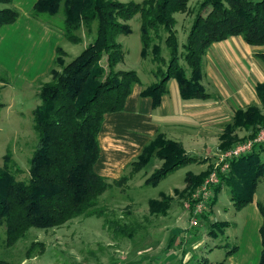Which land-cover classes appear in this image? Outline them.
Instances as JSON below:
<instances>
[{
  "label": "trees",
  "instance_id": "trees-1",
  "mask_svg": "<svg viewBox=\"0 0 264 264\" xmlns=\"http://www.w3.org/2000/svg\"><path fill=\"white\" fill-rule=\"evenodd\" d=\"M197 13L180 44L175 26L176 14L188 12L190 0H36L30 14L64 15V38L80 42L77 33L84 29L96 32L94 40L71 61H66L63 47L56 48L50 80L39 87V105L33 110L36 144L29 159L27 176L18 179V167L7 151L0 167V226H5L4 244L14 247L27 237L32 228L61 227L78 217H105L98 206V198L112 184L95 170L100 158L99 134L105 116L124 109L133 86L141 83L134 70H119L125 51L119 42L122 35L133 29L130 23L136 15L140 19L141 57L151 59L157 80L142 84L141 95L150 97L153 107L160 105L168 92V81L177 80L183 99L207 100L214 96L202 83L208 48L213 42L232 36H242L252 46H264V0H197ZM12 0H0V28L15 22L19 11L11 6ZM264 61V51L256 52ZM106 59V64L103 60ZM189 70V72H188ZM256 93L264 104V83H258ZM264 128V108L249 105L237 109L232 121L225 124L220 136L219 149L227 150L236 144L253 139ZM245 131L242 136L239 131ZM251 154L231 161L230 170L221 175L214 186L212 204L224 187L229 190L234 207L243 208L253 201L260 179L264 176V142ZM154 159L161 161L159 168L146 178L145 183L156 185L181 164L191 162L181 142L158 133L129 165L128 175L114 184L121 185ZM211 169L187 175V190L200 188ZM171 197L150 200L152 213L164 215ZM263 216L259 232L262 242L258 264H264V204L258 202ZM106 222L108 221L105 218ZM107 223H114L109 221ZM226 222L213 226L223 230ZM215 232V230H214ZM32 242L26 257H32L37 248ZM227 252V255L234 252ZM224 261L218 264H223ZM0 264H20L0 258Z\"/></svg>",
  "mask_w": 264,
  "mask_h": 264
},
{
  "label": "rangeland",
  "instance_id": "rangeland-1",
  "mask_svg": "<svg viewBox=\"0 0 264 264\" xmlns=\"http://www.w3.org/2000/svg\"><path fill=\"white\" fill-rule=\"evenodd\" d=\"M198 2L190 0L191 9L186 13L176 14L178 23L175 29L180 42L186 40L188 30L198 10ZM32 7L28 14L32 11ZM41 16L31 17L40 24L53 26L62 32L64 27L62 12L55 16ZM139 18V15H136L128 22L132 26V33L119 38V42L124 47L125 57L118 63L117 69L136 71L141 82L148 85L157 80L153 73L156 66L151 59L141 57L142 42L141 33H139ZM77 34L80 35L79 43H72L64 38L59 44L67 53L66 61H71L80 54L96 36V32L90 34L86 29ZM62 35L64 36L63 33ZM260 51H264V49ZM259 60L264 65V61ZM106 61L104 59L103 64H106ZM205 69L206 65L204 64V72H206ZM34 80L20 86L23 80L19 81L15 76V69L10 70V73L0 69V167L4 164L3 157L6 152L10 151L9 153L16 164L12 169L16 170L18 167L22 170V172L17 171L18 179L27 176L29 159L33 155L37 138L36 132L33 130V110L40 103L38 89L43 82L50 80V76L47 72L42 76L38 75ZM207 80L206 76L204 81L207 82ZM252 105L264 108V104L259 98L257 101H253ZM243 134L245 131L240 135ZM189 155L192 158L191 162L181 164L156 185L147 184L145 180L155 169L160 167L161 161L157 159H154L140 172L129 174L126 183L117 185L112 182L98 198V206L105 212V217H78L61 227L47 230L32 228L26 238L21 239L11 248H7L4 244L5 226L1 225L0 258L20 264H218L222 261L225 264L229 260L227 252L233 250L234 247L237 249L241 238L243 247L249 241L260 245L259 230L256 232L254 225L251 224L255 222H253V218H249L250 215L247 217V209L246 212L243 210L235 218L234 214L237 210L234 208L227 187L222 188L211 219L231 221L230 226L223 230L215 228L216 234L212 232L207 219L201 218L210 208L211 197L206 201L202 197H196L197 189L188 198V192L185 191L187 175L192 172H200L203 167L199 156H195L193 153ZM217 158L214 157L212 162H216ZM262 158L264 159V154H262ZM129 171L130 168L124 175H128ZM175 188L180 190V194H187L180 196L179 191H177L178 195L174 194L179 201L175 208L184 207L187 211L189 205L187 199H190V212L198 203L206 204L197 226L189 225L190 219L193 217L192 212L188 215L186 211H183L180 219L181 224L178 225L172 224L171 216L164 218L161 214L152 213L150 200L161 199L165 191L171 194ZM208 189L212 196L213 191ZM258 202L264 204V176L260 179L256 198L253 201V205L261 214ZM105 218H107V222L114 223H107ZM246 221L248 225L243 237L242 232ZM234 222L238 225L235 226ZM183 226L187 227V231H181ZM179 237H184L187 240L180 243ZM173 238L174 241L169 245L168 243ZM33 241L38 242L44 251L40 252L41 248L38 247L32 253V257L25 258L26 249Z\"/></svg>",
  "mask_w": 264,
  "mask_h": 264
},
{
  "label": "crops",
  "instance_id": "crops-1",
  "mask_svg": "<svg viewBox=\"0 0 264 264\" xmlns=\"http://www.w3.org/2000/svg\"><path fill=\"white\" fill-rule=\"evenodd\" d=\"M35 2L36 0H12L11 6L19 11V17L13 24H5L0 28V69L7 73L15 69V76L19 81L23 80L20 86L31 83L38 75L42 76L48 72L54 61L56 48L64 40L60 30L40 24L28 14ZM262 49L264 46L247 44L242 36H232L226 40L213 42L205 57L206 72L202 78L206 90L214 96L207 100L183 99L177 80L171 78L167 84L168 92L162 96L160 105L154 108L152 99L141 95L143 83L135 84L124 109L105 116L99 134L101 155L95 166L96 172L109 182L120 179L129 165L159 132L167 138L181 142L188 155L193 153L199 156L203 167L200 172L192 174L199 175L208 169L212 172L215 165V162H212L213 158L229 150L219 149L221 144L219 135L222 134L225 124L232 121L237 109L252 105V102L259 98L256 86L258 83H264V65L256 56V52ZM206 76L207 82L204 81ZM241 132L243 133V130L239 131V134ZM172 191L171 194L166 191L163 193L171 197V202L162 216L164 218L171 216L172 224L178 225L181 224L182 213L186 210L184 207L175 208L179 201L174 194L178 195L177 191L180 196L187 194H180L178 188ZM185 191L188 192V198L195 192L187 189ZM220 193L221 191L218 193L217 202L212 204L211 200L209 210L201 217L207 219L214 234L217 233L213 226L215 222H226L228 223L226 227L230 226L231 222L211 219ZM212 197L213 194L210 199ZM255 198L256 193L253 201ZM188 200L186 212L190 215L192 211L190 212V199ZM253 201L243 208L234 207L237 210L234 216L238 217L239 213L243 210L246 212L247 209V217L250 215L249 218H253L255 223L251 224L257 232L262 225L263 217L253 205ZM234 224L238 225L236 222ZM189 225L195 227L190 222ZM247 225L246 221L243 237ZM186 229L187 227L183 226L181 231H187ZM179 238L180 243L187 240L184 237ZM170 241L169 245L174 238ZM261 250V236L260 245L249 241L245 247L241 238L237 249L228 255L229 260L225 264H258Z\"/></svg>",
  "mask_w": 264,
  "mask_h": 264
},
{
  "label": "built area",
  "instance_id": "built-area-1",
  "mask_svg": "<svg viewBox=\"0 0 264 264\" xmlns=\"http://www.w3.org/2000/svg\"><path fill=\"white\" fill-rule=\"evenodd\" d=\"M264 142V128L256 135L253 139H248L244 142L236 144L234 147L227 151L221 152L217 161L215 162L214 169L210 176L204 182L203 186L198 189L196 197H202L205 201L210 198V188L217 185L221 181V175L227 174L230 170L231 161L235 158H240L251 154L255 149H258L259 144ZM218 156V155H217ZM206 208V204L198 203L192 210L193 217L190 219V224L192 226L198 225V219L202 214L203 210Z\"/></svg>",
  "mask_w": 264,
  "mask_h": 264
}]
</instances>
